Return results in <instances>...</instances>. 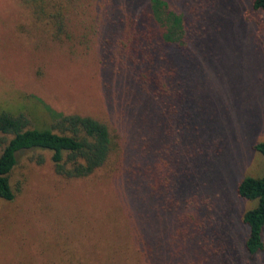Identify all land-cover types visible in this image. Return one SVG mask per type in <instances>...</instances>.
Listing matches in <instances>:
<instances>
[{
  "label": "rangeland",
  "instance_id": "obj_1",
  "mask_svg": "<svg viewBox=\"0 0 264 264\" xmlns=\"http://www.w3.org/2000/svg\"><path fill=\"white\" fill-rule=\"evenodd\" d=\"M23 1L0 0V113L39 129L90 117L119 146L85 178L57 174L48 151L20 153L14 198L0 200V264H146L129 207L140 184L155 189L154 237L184 264H264L243 247L242 215L256 202L236 193L264 169L254 149L264 143V13L252 0H161L182 19L179 40L161 42L178 93L153 100L145 119L121 66L131 65L123 54L134 31L162 32L152 0H75L55 40ZM9 139L0 134V153Z\"/></svg>",
  "mask_w": 264,
  "mask_h": 264
},
{
  "label": "trees",
  "instance_id": "obj_2",
  "mask_svg": "<svg viewBox=\"0 0 264 264\" xmlns=\"http://www.w3.org/2000/svg\"><path fill=\"white\" fill-rule=\"evenodd\" d=\"M23 2L27 8L29 3H32L33 14L39 19V24L48 28L43 31L48 36L51 35L52 40L68 32L67 15L70 14L71 5L75 0ZM252 6L254 10L264 13V0H252ZM151 11L150 19L159 25L162 32L149 28L148 25L145 31H134L130 39L131 49L123 54L130 58L131 65L121 66L134 83L131 87L134 101L144 108L145 119L154 109L151 105L153 100L160 105H165V98L176 100L174 98L178 93V75L161 42L178 41L182 24V19L168 12L166 4L161 0L151 1ZM134 27L131 23L130 28ZM29 127L30 121L23 114L0 113V134L10 136L9 140H3L0 153V200L12 201L14 198L9 176L17 164L18 155L24 151H48L51 153V161L57 174L69 178H85L100 169L108 161L113 149H118L119 146L117 136L106 124L76 114L62 117L51 128ZM254 149L264 159V143H258ZM127 171L130 176L142 173L141 166H128ZM140 185L136 192H130L129 207L142 225V232L140 231V236L137 237V251L142 262L184 264L177 255L170 254L165 244L154 237L149 217L153 202L157 199L155 189L148 190V187ZM236 193L245 201L256 202L253 208L247 209L242 215V223L248 231L243 247L247 255L254 257L264 253V169L260 178L242 179L236 187ZM124 214L130 224L134 225L133 215L127 209ZM133 228L136 230V227Z\"/></svg>",
  "mask_w": 264,
  "mask_h": 264
}]
</instances>
